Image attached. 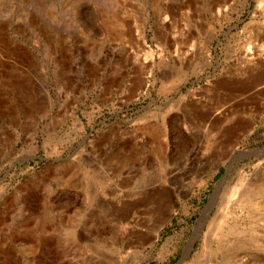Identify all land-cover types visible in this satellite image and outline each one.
<instances>
[{
    "label": "rangeland",
    "instance_id": "rangeland-1",
    "mask_svg": "<svg viewBox=\"0 0 264 264\" xmlns=\"http://www.w3.org/2000/svg\"><path fill=\"white\" fill-rule=\"evenodd\" d=\"M0 264H264V0H0Z\"/></svg>",
    "mask_w": 264,
    "mask_h": 264
},
{
    "label": "bare ground",
    "instance_id": "bare-ground-1",
    "mask_svg": "<svg viewBox=\"0 0 264 264\" xmlns=\"http://www.w3.org/2000/svg\"><path fill=\"white\" fill-rule=\"evenodd\" d=\"M253 52L252 53L254 54V56H257L258 55V48L254 47Z\"/></svg>",
    "mask_w": 264,
    "mask_h": 264
},
{
    "label": "water",
    "instance_id": "water-1",
    "mask_svg": "<svg viewBox=\"0 0 264 264\" xmlns=\"http://www.w3.org/2000/svg\"><path fill=\"white\" fill-rule=\"evenodd\" d=\"M225 175H226V174H224V175L221 177L220 182L224 179ZM185 256H186V254L182 257V259L185 258ZM182 259H181V260H182Z\"/></svg>",
    "mask_w": 264,
    "mask_h": 264
}]
</instances>
